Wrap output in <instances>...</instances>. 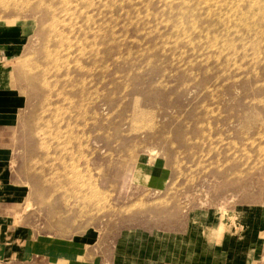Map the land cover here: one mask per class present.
Segmentation results:
<instances>
[{
	"label": "rangeland",
	"instance_id": "374dc122",
	"mask_svg": "<svg viewBox=\"0 0 264 264\" xmlns=\"http://www.w3.org/2000/svg\"><path fill=\"white\" fill-rule=\"evenodd\" d=\"M155 1L0 0V264H157L156 233L264 264V0Z\"/></svg>",
	"mask_w": 264,
	"mask_h": 264
},
{
	"label": "crops",
	"instance_id": "0c3cea01",
	"mask_svg": "<svg viewBox=\"0 0 264 264\" xmlns=\"http://www.w3.org/2000/svg\"><path fill=\"white\" fill-rule=\"evenodd\" d=\"M7 67L0 63V92H7L11 89V70L7 71ZM9 89V90H8ZM2 104V103H0ZM4 104V103H3ZM0 110L1 107H0ZM12 112L0 111V120L4 117L5 120L11 119ZM2 189V190H1ZM0 189V198L6 196L17 198L19 195L13 191ZM4 207H0V210ZM128 237V236H127ZM182 238V237H181ZM130 239V237L128 238ZM146 242L143 238L142 244ZM132 243V242H131ZM147 244L156 245L154 253L159 254L160 260L157 264H237V250H234V245H225L222 243L216 245L214 250L201 246H190L188 241L178 238L176 235H168L164 233H156L152 242ZM246 264H252V259L248 258ZM147 264V263H146Z\"/></svg>",
	"mask_w": 264,
	"mask_h": 264
},
{
	"label": "bare ground",
	"instance_id": "6f19581e",
	"mask_svg": "<svg viewBox=\"0 0 264 264\" xmlns=\"http://www.w3.org/2000/svg\"><path fill=\"white\" fill-rule=\"evenodd\" d=\"M46 1L47 0H42V2H43V4L45 5L46 4ZM48 1H50V0H48ZM52 2L53 1H55V0H51ZM75 1V0H74ZM98 1V0H97ZM109 1H111V0H109ZM141 1V0H140ZM164 1V0H163ZM162 1V3H164ZM206 4H208V1H210V0H203ZM37 2V1H36ZM56 2H61L62 4H69V5H71L72 4V0H56ZM126 2V1H125ZM137 2V1H136ZM158 2V0L157 1H155V4ZM83 3V2H82ZM81 3V4H82ZM102 3V2H101ZM112 3V2H111ZM133 4H134V2H132ZM31 4V3H30ZM84 4V3H83ZM100 4V3H99ZM145 4V3H144ZM175 5V4H174ZM47 8L48 7H50L49 5H45ZM74 6V5H73ZM159 6V5H158ZM46 7H44V8H46ZM31 8V7H30ZM73 8V7H72ZM91 8V7H90ZM168 8V7H167ZM43 9V8H42ZM48 9H50V8H48ZM65 9H68V10H70V7L68 8V7H66ZM94 9V8H93ZM92 9V10H93ZM114 9V8H113ZM158 9V8H157ZM88 10V9H87ZM55 11V10H54ZM54 11H53V9H52V11H50V13H51V15H53L54 17H55V14H54ZM103 11V10H102ZM111 11V10H110ZM49 12V11H48ZM84 12H86V11H84ZM107 12V11H106ZM133 12V11H132ZM142 12V11H141ZM47 13V12H46ZM55 13H57V12H55ZM59 13V12H58ZM66 13H69V12H66ZM103 13V12H102ZM48 14V13H47ZM119 15V14H118ZM61 16V15H60ZM63 16V15H62ZM134 16V15H133ZM142 16H144V15H142ZM154 15H152V17H153ZM83 17H85V16H83ZM110 17V16H109ZM160 17V16H159ZM98 18V17H97ZM96 18V19H97ZM125 18V17H124ZM153 18H155V17H153ZM80 19V18H79ZM103 19V18H102ZM122 19V18H121ZM164 19V18H163ZM56 21H55V23H57V25H58V27H59V24H61L62 22H61V20H57V19H55ZM100 20V19H99ZM104 20V19H103ZM107 20V19H106ZM113 20V19H112ZM111 20V21H112ZM145 20V19H144ZM153 21V20H152ZM42 22V21H41ZM143 22H145V21H143ZM84 24H85V22H84ZM165 24V23H164ZM86 26V25H85ZM98 26V25H97ZM143 26V25H142ZM161 26V25H160ZM46 27H49V26H46ZM91 27H92V25H91ZM150 27V26H149ZM165 27V26H164ZM186 27V26H185ZM45 28V27H44ZM105 28V27H104ZM49 29V28H48ZM47 29V30H48ZM53 29H54V32L56 33V30H55V26L53 25ZM110 29V28H109ZM124 29V28H123ZM126 29V28H125ZM106 30V29H105ZM154 30V29H153ZM60 31V30H59ZM108 31V30H107ZM151 31V30H150ZM77 32V31H76ZM109 32V31H108ZM166 32V31H165ZM81 33V32H80ZM110 33V32H109ZM44 34H45V31H44ZM94 34V33H93ZM162 34V33H161ZM73 35V34H72ZM72 35H71V37H72ZM159 35V34H158ZM64 36V35H63ZM97 36V35H96ZM147 37V36H146ZM46 38V37H45ZM82 38V37H81ZM111 38V37H110ZM161 39V38H160ZM51 40H53V39H51ZM54 41V40H53ZM154 41V40H153ZM75 42V41H74ZM127 42V41H126ZM161 42V41H160ZM58 43V42H57ZM64 43H65V41L63 40H60L59 41V45L62 47V50L64 51L65 49H64ZM110 43H112V42H110ZM118 43V42H117ZM134 43V42H133ZM85 44V43H84ZM124 44V43H123ZM146 44V43H145ZM180 44V43H179ZM127 45V44H126ZM81 46V45H80ZM128 46H130V45H128ZM139 46V45H138ZM178 46V45H177ZM263 46V45H262ZM66 47H69V49L72 51L73 50V48L71 49V47H72V44H70V45H68V46H66ZM105 47H107V46H105ZM144 47V46H143ZM162 47V46H161ZM187 47V46H186ZM251 48V47H250ZM77 49V48H76ZM101 49V48H100ZM118 49V48H117ZM130 49V48H129ZM205 49V48H204ZM215 49V48H214ZM61 50V51H62ZM140 50V49H139ZM71 51L68 53V54H70L71 53ZM104 51V50H103ZM135 51V50H134ZM161 51V50H160ZM121 52V51H120ZM151 52V51H150ZM183 52V51H182ZM227 52V51H226ZM252 52V51H251ZM88 53V52H87ZM161 53V52H160ZM52 54V53H51ZM50 54V55H51ZM64 54V53H63ZM82 54H83V52L81 53V56H82ZM135 54V53H134ZM134 54H132V56L134 57ZM241 54V53H240ZM239 54V55H240ZM77 55V54H76ZM124 55V54H123ZM200 55V54H199ZM103 56V55H102ZM102 56H101V58H102ZM140 56V55H139ZM138 56V57H139ZM160 56H161V54H160ZM170 56V55H169ZM192 56V55H191ZM87 57V56H86ZM136 57V56H135ZM224 57V56H223ZM264 57V56H263ZM79 58V57H78ZM88 58V57H87ZM94 58V57H93ZM171 58V57H170ZM71 59V58H70ZM69 59V60H70ZM95 59V58H94ZM136 59V58H135ZM222 59V58H221ZM96 60V59H95ZM200 60V59H199ZM223 60V59H222ZM238 60V59H237ZM51 61V60H50ZM103 61V60H102ZM140 61V60H139ZM188 61V60H187ZM213 60L211 59V62H212ZM95 62V61H94ZM142 62H143V60H142ZM170 62H171V60H170ZM221 62V61H220ZM244 62V61H243ZM137 64H138V62H136ZM161 63V62H160ZM168 63V62H167ZM87 64V63H86ZM93 64V63H92ZM132 64V63H131ZM134 64V63H133ZM132 64V65H133ZM206 64V63H205ZM212 64V63H211ZM73 65V64H72ZM98 65H99V63H98ZM160 65V64H159ZM176 65V64H175ZM217 65V64H216ZM225 65V64H224ZM253 65V64H252ZM93 66V65H92ZM139 66H141L140 64H139ZM179 66H181V65H179ZM196 66V65H195ZM143 67H144V65H143ZM199 67V66H198ZM202 67V66H201ZM75 68V67H74ZM187 68V67H186ZM63 69H66V68H63ZM198 69V68H197ZM205 69V68H204ZM228 69V68H227ZM233 69V68H232ZM236 69V68H235ZM72 70V69H71ZM78 70H80V69H78ZM95 71V70H94ZM139 71V70H138ZM217 71V70H216ZM55 72V71H54ZM70 72V71H69ZM87 72V71H86ZM184 72V71H183ZM205 72H207V71H205ZM210 72V71H209ZM215 72V71H214ZM219 72V71H218ZM38 73V72H37ZM37 73H36V75H37ZM40 73H42L41 71H40ZM61 73V72H60ZM76 73V72H75ZM88 73V72H87ZM86 73V74H87ZM101 73V72H100ZM232 73H233V70H232ZM242 73V72H241ZM236 74V73H235ZM36 75H35V77H36ZM187 75V74H186ZM207 75V74H206ZM217 75V74H216ZM227 75V74H226ZM246 75V74H245ZM244 75V76H245ZM52 76V75H51ZM50 76V77H51ZM58 76V75H57ZM104 76V75H103ZM209 76V75H208ZM48 77V76H47ZM75 77V76H74ZM80 77V76H79ZM78 77V78H79ZM125 77V76H124ZM185 77V76H184ZM183 77V78H184ZM191 77V76H190ZM248 77V76H247ZM246 77V78H247ZM264 77V76H263ZM32 78V77H31ZM40 78V77H39ZM241 78V77H240ZM72 79V78H71ZM80 79H82V78H80ZM126 79V78H125ZM130 79V78H129ZM185 79H187V77L185 78ZM226 79V78H225ZM264 79V78H263ZM69 80V79H68ZM96 80V79H95ZM119 80V79H118ZM128 80V79H127ZM213 80V79H212ZM215 80V79H214ZM239 80V79H238ZM29 81V80H28ZM61 81V80H60ZM90 81H91V78H90ZM244 81V80H243ZM249 81V80H248ZM29 82H31V81H29ZM35 82V81H34ZM36 82H38V81H36ZM67 82V81H66ZM80 82V81H79ZM121 82H123V80L121 81ZM237 82V81H236ZM85 83V82H84ZM111 83V82H110ZM53 84V83H52ZM63 84V83H62ZM74 84V83H73ZM77 84H78V81H77ZM93 84V83H92ZM115 84V83H114ZM122 84V83H121ZM129 85V84H128ZM214 85V84H213ZM63 86V85H62ZM61 86V87H62ZM80 86V85H79ZM45 87V86H44ZM66 87V86H65ZM64 87V89H66ZM86 86H84V88H85ZM94 87V86H93ZM92 87V88H93ZM87 88V87H86ZM215 88V87H214ZM235 88H236V86H235ZM102 89V88H101ZM109 89H111V88H109ZM220 89V88H219ZM9 90V89H8ZM82 90V89H81ZM107 90V89H106ZM118 90V89H117ZM211 90V89H210ZM46 91V90H45ZM51 91V90H50ZM66 91V90H65ZM89 91V90H88ZM94 91H96V90H94ZM218 91V90H217ZM44 92V91H43ZM81 92V91H80ZM85 92V91H84ZM127 92V91H126ZM45 93V92H44ZM70 94H71V92H69ZM86 93V92H85ZM84 93V94H85ZM92 93V92H91ZM106 93H107V91H106ZM113 93V92H112ZM52 94H53V92H52ZM56 94H57V92H56ZM117 94V93H116ZM211 94V93H210ZM91 95V94H90ZM219 95V94H218ZM217 95V96H218ZM47 96V95H46ZM53 96V95H52ZM96 96V95H95ZM253 96V95H252ZM68 97V96H67ZM79 97V96H78ZM104 97H105V95H104ZM114 97V96H113ZM123 97H125V96H123ZM70 98V97H69ZM110 98V97H109ZM112 98V97H111ZM127 98V97H126ZM93 99V98H92ZM211 99V98H210ZM61 100V99H60ZM121 101V100H120ZM59 102V101H58ZM66 102V101H65ZM65 102H63V103H65ZM67 102H69V101H67ZM85 105V104H84ZM70 107V106H69ZM88 107H90V106H88ZM92 107V106H91ZM73 108V107H72ZM65 109V108H64ZM93 111V110H92ZM64 112V111H63ZM76 112H78L77 110H76ZM82 113V112H81ZM75 117H71L74 121H75V123H74V125H72L71 123H69V125H67L66 126V128L65 129H68L69 130V127H70V129L72 130V128L73 127H76V129L77 130H79L80 129V123H79V121L80 120H83V121H86V117H84L83 119H81L80 117H82V116H80V113H75ZM70 116V115H69ZM74 116V115H73ZM90 116V115H89ZM92 118V117H91ZM94 118V117H93ZM73 121V122H74ZM96 121V120H95ZM90 122V121H89ZM124 123V122H123ZM114 125V124H113ZM118 125V124H117ZM91 126H93V125H91ZM46 125L44 126V129H42V130H44V134L46 133ZM63 127V126H62ZM62 127L60 126V124H59V122H58V125L56 124V128L60 131V133H61V131H62ZM122 128H123V126H122ZM137 128V127H136ZM54 129H55V127H54ZM33 130V129H32ZM37 130V129H36ZM76 131V130H75ZM82 131V130H81ZM121 131V130H120ZM63 132V131H62ZM109 136V135H108ZM45 137H47L46 135H45ZM49 139V138H48ZM55 139H56V141H57V145H55L54 146V153H56L57 155H58V159L59 160H61L62 161V159H64L65 158V156L66 155H68V156H72L73 155V153H74V148H77L76 146H75V144H73V143H71V141L70 140H68L67 139V137H64L63 135H61V136H58V137H55ZM73 139H75L76 141H77V136H73ZM79 140V139H78ZM80 141V140H79ZM78 141V142H79ZM77 142V143H78ZM83 142V141H82ZM76 143V144H77ZM79 146V145H78ZM79 147H81V146H79ZM87 149V148H86ZM97 149V148H96ZM76 150V149H75ZM88 151V150H87ZM48 159V158H47ZM50 159V158H49ZM65 161V160H64ZM55 163V162H54ZM61 163V162H60ZM71 166H73V162L71 163ZM61 167V166H60ZM48 168V167H47ZM50 168V167H49ZM69 169H68V172L66 171V174H65V176L68 178V179H70V180H72V182H75L73 179H74V177H84L85 178V181L87 180V178H86V176H82V174H81V172L79 171V172H77L76 171V168L74 167V168H72V167H68ZM54 170V169H53ZM30 173H32V172H30ZM34 173V172H33ZM35 174V173H34ZM44 175V174H43ZM45 176V175H44ZM43 176V177H44ZM57 176V175H56ZM41 180H42V178H41ZM43 181V180H42ZM55 183V182H54ZM89 183V182H88ZM56 184V183H55ZM54 184V185H55ZM43 185V184H42ZM56 186V185H55ZM88 189H93V186L91 185V183L88 185L87 183L85 184V185H83V186H79V185H77L76 183H75V187L73 188V189H71V193H72V197H74L75 199H76V201H79V202H82V201H87L88 203H91L92 202V197H91V199L90 198H88L87 197V190ZM69 194V193H68ZM78 195V196H77ZM66 196V195H65ZM62 198V197H61ZM45 201H46V199H45ZM30 202V201H29ZM84 203H86V202H84ZM28 204H30V203H28ZM76 204H78V202L76 203ZM32 205V204H31ZM74 207V206H73ZM57 208V207H56ZM80 210V209H79ZM78 211V210H77ZM76 211V212H77ZM78 213V212H77ZM71 214V213H70ZM56 215V214H55ZM75 215V214H74ZM70 216V215H69ZM53 217V216H52ZM66 218H68V216L66 217ZM69 218H71V216L69 217ZM80 219V218H79ZM50 220H51V218H50ZM53 221V220H52ZM64 222V221H63ZM83 222V221H82ZM50 225V224H49ZM77 225V224H76ZM78 225H79V223H78ZM85 225V224H84ZM83 225V226H84ZM57 226V225H56ZM64 226H62V228H63ZM54 228V227H53ZM85 228V227H84ZM52 229V228H51ZM80 229H82V228H80ZM63 230V229H62ZM73 230V229H72ZM60 231H61V229H60ZM62 232V231H61ZM63 233V232H62ZM92 233V232H91ZM80 237V236H79ZM51 237H49L48 239H50ZM54 239V238H53ZM52 239V240H53ZM51 240V241H52ZM44 241V240H43ZM56 241V240H55ZM61 241V240H60ZM68 241V240H67ZM70 241V240H69ZM47 242V241H46ZM57 242V241H56ZM75 242V241H74ZM54 243V242H53ZM70 243H71V241H70ZM73 243V242H72ZM49 245H50V243H48ZM57 244V243H56ZM61 244H63V243H61ZM60 244V245H61ZM53 245V244H52ZM58 245V244H57ZM59 246V245H58ZM64 246V245H63ZM63 246H61V247H63ZM53 247L55 248V244L53 245ZM32 253V252H31Z\"/></svg>",
	"mask_w": 264,
	"mask_h": 264
}]
</instances>
